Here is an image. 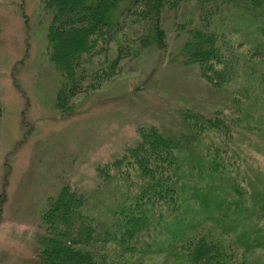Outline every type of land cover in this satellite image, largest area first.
<instances>
[{
	"label": "trees",
	"instance_id": "obj_1",
	"mask_svg": "<svg viewBox=\"0 0 264 264\" xmlns=\"http://www.w3.org/2000/svg\"><path fill=\"white\" fill-rule=\"evenodd\" d=\"M187 3L194 5L198 14L196 21L177 26L186 28L178 57L183 65L197 67L213 93L228 95L231 114L221 109L211 113L187 109L178 112L180 132L167 133L156 126L137 128L136 144L126 147L111 164L98 167L101 178L107 179L112 172L116 182L121 180V190L130 194L117 201L105 221L99 222L86 213L85 195L64 185L47 200L40 214L44 235L39 240L36 264H123L110 256L112 246L120 249V255L132 254L137 260L164 256L176 264H246L233 260L227 247L235 244L248 252L264 246L261 233L257 236L260 241L251 243V234L242 232L226 247L211 233H195L206 218L227 223L220 227L225 232H236L245 217L250 220V213L260 218L264 215V187L253 193L260 200L250 211L243 209V203H229L225 196L208 203L211 189L216 187H228L229 194L239 199L248 193L242 186L245 177L233 132L240 129V115L245 113L241 105L255 104L248 86L229 96L227 89L240 70L239 58L233 53L237 49L225 40L224 30L212 24L215 18L218 25L226 21L224 29L239 35L238 46H248L242 66L249 68L251 78L259 72L252 81L262 88L264 0H41L43 13L51 18L46 33L49 63L59 73L55 107L62 115H71L74 99L99 88L97 84L114 75L124 60L136 59L151 48L164 52V23L169 14L181 17ZM111 44H116L115 54L107 62ZM99 58L103 62L98 63ZM188 144L202 156L195 161L184 157L181 153ZM193 170L198 176L191 184L195 190L189 186ZM219 176L225 177L224 181L217 180ZM246 182L249 187L253 184L251 178Z\"/></svg>",
	"mask_w": 264,
	"mask_h": 264
},
{
	"label": "rangeland",
	"instance_id": "obj_2",
	"mask_svg": "<svg viewBox=\"0 0 264 264\" xmlns=\"http://www.w3.org/2000/svg\"><path fill=\"white\" fill-rule=\"evenodd\" d=\"M182 12L185 15L181 17L169 14L164 23V52L151 48L136 59L124 60L114 75L97 84L99 88L74 99L71 115H62L55 107L59 73L49 63L46 48L51 18L43 13L41 0H0V264H36L39 240L44 235L40 214L47 200L64 185L84 194L86 213L104 222L114 204L130 193L121 190V180L116 182L112 172L107 179L101 178L98 167L111 164L126 147L136 144L137 128L156 126L174 134L181 127L178 112L187 109L210 113L221 109L231 114L228 95L213 93L197 67L183 65L178 57L186 29L178 27L190 19L196 21L198 14L191 3L183 6ZM225 23L218 25L215 18L212 26L224 30L225 40L237 49L233 53L242 70L238 69L228 94L248 86L255 103L241 105L245 113L240 115V129L233 132L242 159V186L248 193L239 199L229 194L228 187H216L211 189L208 203L225 196L229 203H243V209L250 211L260 200L254 194L264 187V87L253 84L257 70L251 78L249 68L243 69L242 57L248 46H238L239 35L224 29ZM115 46L111 44L107 62L113 59ZM243 125L246 130L241 129ZM185 149L181 154L190 160L202 156L195 146L188 144ZM250 178L251 187L246 182ZM191 179L189 186L193 187L198 180L194 170ZM249 215L250 220L245 217L236 232H225L220 227L227 223L206 218L195 233H211L225 247L245 231L251 234L249 242H259L257 236L261 233L264 237V215ZM227 248L237 262L264 264V246L248 252L235 244ZM111 255L123 264H176L164 256L139 261L132 254L120 255V249L113 246Z\"/></svg>",
	"mask_w": 264,
	"mask_h": 264
}]
</instances>
